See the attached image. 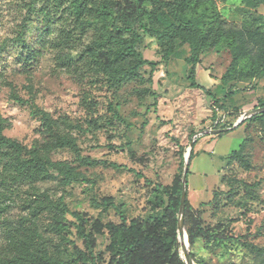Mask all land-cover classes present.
<instances>
[{
    "label": "rangeland",
    "instance_id": "374dc122",
    "mask_svg": "<svg viewBox=\"0 0 264 264\" xmlns=\"http://www.w3.org/2000/svg\"><path fill=\"white\" fill-rule=\"evenodd\" d=\"M73 1L0 0V122L5 136L23 148L19 153L0 147V264H38L45 256L90 264L79 260V252L89 250L72 213L85 221L96 264H118L122 217L140 231L133 263L156 264L174 237L168 196L158 187L183 180L194 138L187 193L194 210L188 228L177 227L175 251L182 259L187 237L194 264H264L254 251L264 250L260 126L249 130L250 169L229 168L227 158L239 149L245 129L222 136L208 132L214 130V108L208 96L191 88L189 47L177 42L166 64L165 46L139 29L130 0H110L113 16L107 22L97 12L105 0H90L80 17ZM214 1L228 25L264 35V6L257 0ZM137 34L142 40L136 51L157 63L154 72L123 53ZM233 61L231 50L221 46L207 50L197 69L198 83L225 107L220 128L242 123L264 97V79L220 83ZM40 111L57 123L56 130L44 126L35 114ZM58 137L76 149L57 147ZM79 154L98 164H82ZM37 157L68 163L89 182L17 172L16 159ZM109 198L117 209L104 205ZM195 225L204 235L191 247L187 229L197 231Z\"/></svg>",
    "mask_w": 264,
    "mask_h": 264
},
{
    "label": "trees",
    "instance_id": "16d2710c",
    "mask_svg": "<svg viewBox=\"0 0 264 264\" xmlns=\"http://www.w3.org/2000/svg\"><path fill=\"white\" fill-rule=\"evenodd\" d=\"M90 0H74L72 8L75 13L80 17L84 13L85 8L90 4ZM136 7V23L144 34L155 37L159 43L165 46L162 56L164 63L168 64L171 57L175 54V44L180 42L181 46L189 47V57L185 59L188 66L191 67L189 81L191 88L208 96L212 101L213 117L212 121L215 122L214 130H223L217 136H222L229 133L234 129L244 127L245 138L242 140L239 149L232 152L228 158V167L235 165L243 166L245 169H250V154L247 152V143L249 141V130L252 124H258L264 136V112L252 116L245 120L238 127H219L218 115L219 112L224 110L225 107L220 105V101L212 93V89H207L201 86L197 81V69L201 64V56L209 49L225 46L231 50L234 56V61L229 70L222 76L221 82L223 85H228L233 81L239 80H256L264 79V35L258 32L253 34H244L234 26L228 25L223 20L218 12L214 0H130ZM258 4L264 6V0H257ZM110 0H105L103 5L98 8L100 18L107 22L112 16V5ZM150 6L152 10H147ZM251 33V32H248ZM142 40L141 35H136L133 45L124 50L125 55H132L138 59V67L148 66L154 72L157 63L145 60L140 52L136 51V45ZM214 89V88H213ZM233 86H231L226 95L227 99L233 96ZM220 106V107H218ZM264 109V97L257 99L256 104L253 106V111ZM38 115L44 126L48 129L56 130L57 123L54 122L49 114L43 111L35 113ZM228 129L227 131H224ZM203 136V135H202ZM198 141V140H197ZM195 142L194 146L196 145ZM179 145L178 141H176ZM56 146L59 148H72L76 149L75 144L66 138L58 137ZM0 147L9 150H15L19 153L23 148L21 144L13 139H10L4 134V126L0 122ZM79 159L84 165L96 166L98 162L90 158L81 157ZM194 158V153L191 160ZM15 166L18 168V173L24 174L26 170L35 171L39 174L51 175V172L56 173L67 182L85 181L89 182L87 177L80 172H77L70 164L65 162H53L37 157L28 161L15 160ZM190 171L188 172V175ZM140 176V175H139ZM188 178V177H187ZM184 181L179 178L173 188H166L159 186L158 189L162 190L168 196L169 216L172 219V231L174 233L172 243L164 248L163 253L157 257L156 264H185L180 258L179 254L175 251L177 247V227L179 223V214L182 199ZM188 189V187H187ZM188 193V191H187ZM217 197V194L215 195ZM112 199H107L104 205L117 207L111 202ZM202 204L201 207H205ZM64 211L68 209L63 207ZM60 208L59 209H63ZM193 208L189 201H186L185 206V225L188 228L189 216L193 212ZM73 217L79 221L78 234L86 240L89 254L79 252V260L84 263L96 264V259L93 257V248L91 245L90 237L84 233V219L76 213H72ZM124 222L119 230L121 234L120 245L117 249L119 256L118 264H134L133 257L137 250L140 248L137 236L140 231L137 226H126V220L122 217ZM195 227H197L195 225ZM190 245L193 246L194 242L204 235L203 229L197 227L194 229H187ZM257 252L256 257H262L264 262V250L254 249ZM16 264H24L23 262ZM36 264V263H34ZM38 264H62L57 260H53L48 256L42 258Z\"/></svg>",
    "mask_w": 264,
    "mask_h": 264
},
{
    "label": "water",
    "instance_id": "95a60500",
    "mask_svg": "<svg viewBox=\"0 0 264 264\" xmlns=\"http://www.w3.org/2000/svg\"><path fill=\"white\" fill-rule=\"evenodd\" d=\"M264 112V109H258V110H251L250 112L246 113V115L243 117L242 121L244 122L245 120H247L248 118H251L252 116L254 115H257L259 113H262ZM242 122V123H243ZM242 123H240L239 125H241ZM239 125L235 126V127H238ZM228 129L224 130V131H227ZM223 130H211V131H208L209 133H215V134H220ZM203 135V133H199L196 137H199ZM196 140L195 138L192 139L191 141V149L189 150L188 152V160H186V164H185V168H184V175H183V190H182V199H181V207H180V214H179V228H180V231H182V229L184 228V214H185V206H186V201H187V187H188V172H189V168H190V165H189V160L191 159V153H192V147L194 146ZM184 239V242H183V250H184V255H183V261L185 264H192V258L190 256V253H189V241H188V238L185 237L183 238Z\"/></svg>",
    "mask_w": 264,
    "mask_h": 264
},
{
    "label": "crops",
    "instance_id": "0c3cea01",
    "mask_svg": "<svg viewBox=\"0 0 264 264\" xmlns=\"http://www.w3.org/2000/svg\"><path fill=\"white\" fill-rule=\"evenodd\" d=\"M196 175H193V177H195ZM193 186H195V185H193ZM192 188H194V187H192ZM195 189H197V187L196 188H194L193 190H195Z\"/></svg>",
    "mask_w": 264,
    "mask_h": 264
},
{
    "label": "bare ground",
    "instance_id": "6f19581e",
    "mask_svg": "<svg viewBox=\"0 0 264 264\" xmlns=\"http://www.w3.org/2000/svg\"><path fill=\"white\" fill-rule=\"evenodd\" d=\"M192 264H194V262L192 261Z\"/></svg>",
    "mask_w": 264,
    "mask_h": 264
}]
</instances>
